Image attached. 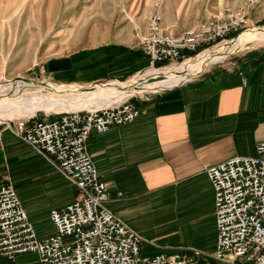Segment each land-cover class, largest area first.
Instances as JSON below:
<instances>
[{
  "label": "crops",
  "instance_id": "crops-1",
  "mask_svg": "<svg viewBox=\"0 0 264 264\" xmlns=\"http://www.w3.org/2000/svg\"><path fill=\"white\" fill-rule=\"evenodd\" d=\"M206 1L166 0V29L178 36L194 27L203 11L196 8H204ZM90 39L86 47L45 60L49 79L94 86L123 82L152 66L132 35L116 40L93 31ZM134 104L141 111L134 123L93 133L88 142L100 179L108 184L105 206L143 238L141 249L147 256L196 259L194 250L212 256L218 229L207 171L236 157H256L252 154L264 142V47ZM13 130L10 123H0V176L11 177L10 151L18 155L21 147L50 162ZM24 208L41 239L56 234L53 227L50 236H40L33 215Z\"/></svg>",
  "mask_w": 264,
  "mask_h": 264
},
{
  "label": "built area",
  "instance_id": "built-area-1",
  "mask_svg": "<svg viewBox=\"0 0 264 264\" xmlns=\"http://www.w3.org/2000/svg\"><path fill=\"white\" fill-rule=\"evenodd\" d=\"M255 10L264 13V0L224 7L178 36L162 26L156 13L141 48L153 67L184 62L251 28ZM140 115L127 101L59 113L52 121H41L36 113L15 122V135L45 156L76 187L79 198L50 212L56 234L41 239L11 177L0 176V264H18L17 256L27 253L38 255L30 264H264V142L257 146L258 156L236 157L207 171L215 191L218 229L212 256L199 250H194L196 259L164 253L143 256V238L105 206L108 184L100 179L88 150L93 133L130 125Z\"/></svg>",
  "mask_w": 264,
  "mask_h": 264
},
{
  "label": "rangeland",
  "instance_id": "rangeland-1",
  "mask_svg": "<svg viewBox=\"0 0 264 264\" xmlns=\"http://www.w3.org/2000/svg\"><path fill=\"white\" fill-rule=\"evenodd\" d=\"M244 2L245 0H207L204 8H196L197 12L199 9L203 10L202 15L198 22L191 25L196 26L204 21L205 16L215 14L224 7H243ZM10 3H13L11 8ZM237 3L239 6H233ZM167 6L166 0H0V94H8L11 102H14L18 95L26 98V93L37 92L35 103L58 99L74 104L65 111L36 112L39 120L52 121L59 113L110 107L127 101L136 103L141 98L162 91L163 89L136 94L124 101L106 106L108 101L103 98L105 91L79 96L72 90L57 94L55 90L47 87L40 91L35 86L19 91L13 87H17V82L22 79L36 84L45 82L56 85L42 69L44 61L57 54H68L86 47L91 41L93 31L97 35L109 33V36L116 40L117 37L132 35L138 41H142L148 32L149 20L156 13L162 17V26L168 28L164 24ZM262 15L261 10L252 11V27L236 37L244 36L254 27L260 26L264 29V20L260 21ZM233 41L225 43L223 52L216 50L206 55L208 57L206 66L198 68L200 70L198 74L212 66L228 65L233 57L264 47V34L257 33L241 42ZM200 54L194 56L199 57L197 63L203 61ZM181 63L167 67L172 69L179 67ZM152 68L158 67L149 66L140 76H136L135 80H140L141 76ZM31 74H36V77H32ZM195 76H190L189 79ZM132 80L133 78H130L125 81ZM108 83L110 82L103 85ZM8 117L0 116V123L6 126L10 123L14 128L17 120L30 118L31 115H20L11 120H7ZM17 153L19 154L14 155L10 151V176L24 206L35 219L39 235L50 236L53 227L55 228L49 218L50 212L53 209H64L79 198V193L76 187L42 156L22 147ZM252 156H258V153ZM154 216L157 218L158 214ZM144 255L147 254L143 253ZM37 260L36 253L22 254L16 258L18 264H30ZM238 264L251 263L239 260Z\"/></svg>",
  "mask_w": 264,
  "mask_h": 264
},
{
  "label": "bare ground",
  "instance_id": "bare-ground-1",
  "mask_svg": "<svg viewBox=\"0 0 264 264\" xmlns=\"http://www.w3.org/2000/svg\"><path fill=\"white\" fill-rule=\"evenodd\" d=\"M264 34V29L262 27H254V29L250 30L244 36L236 37L233 40V43L244 41L247 38H252L255 35ZM230 41V42H232ZM228 42V43H230ZM225 43H222L218 46L206 49L201 51L200 55L203 59L197 63V58L187 59L182 62L179 67H175L169 69L168 67L163 68H152L147 70L145 75L141 76L140 80H135L136 77L133 78L132 81L128 82H110L106 85L103 84H95L93 87L84 89L83 86L77 85H60L53 83H40L36 84L27 80L18 81V86H14V89L19 91L22 87H32L38 88L40 91L44 87L55 90L57 94L65 93L66 90H72L75 94L79 96L87 95V94H97L100 91H105L104 99H107L106 106L113 105L120 101H124L128 97L134 96L136 94H142L147 92H157L160 89H167L173 86H179L184 84L189 80V77L197 75L200 70L198 68L206 66L207 56L211 52H223V47ZM200 58V59H201ZM189 74V75H188ZM161 76L160 80H156L154 82L149 83V77L157 78ZM15 83V84H17ZM90 87V86H89ZM25 92V91H24ZM37 92L35 93H26V98H22L20 95L16 97L14 102H11V99L8 97V94H0V116L5 117L9 116L7 120H11L16 116L22 115H31L34 116L38 111H65L69 107H73L74 104L67 101H60L58 99L54 101H46L45 103H35L34 99L36 98ZM10 99V100H9ZM82 111V110H79ZM10 118V119H9Z\"/></svg>",
  "mask_w": 264,
  "mask_h": 264
},
{
  "label": "water",
  "instance_id": "water-1",
  "mask_svg": "<svg viewBox=\"0 0 264 264\" xmlns=\"http://www.w3.org/2000/svg\"><path fill=\"white\" fill-rule=\"evenodd\" d=\"M31 76H32V77H36V74H31ZM161 78H162L161 76H159V77H157V78L149 77V83L154 82V81H156V80H160ZM105 85H106V84H105ZM91 87H93V86L85 87L84 89H88V88H91Z\"/></svg>",
  "mask_w": 264,
  "mask_h": 264
},
{
  "label": "trees",
  "instance_id": "trees-1",
  "mask_svg": "<svg viewBox=\"0 0 264 264\" xmlns=\"http://www.w3.org/2000/svg\"><path fill=\"white\" fill-rule=\"evenodd\" d=\"M163 66H164V64H158V65H156V67H158V68L163 67Z\"/></svg>",
  "mask_w": 264,
  "mask_h": 264
}]
</instances>
